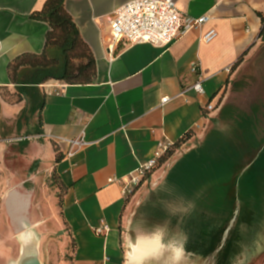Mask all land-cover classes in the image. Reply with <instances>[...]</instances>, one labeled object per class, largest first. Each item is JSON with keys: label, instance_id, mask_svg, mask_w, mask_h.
Listing matches in <instances>:
<instances>
[{"label": "crops", "instance_id": "obj_1", "mask_svg": "<svg viewBox=\"0 0 264 264\" xmlns=\"http://www.w3.org/2000/svg\"><path fill=\"white\" fill-rule=\"evenodd\" d=\"M130 1H65L95 60L92 84L48 80L19 87V83L32 81L35 72L22 67L13 78L8 69L20 56L43 54L49 25L30 15L41 11L46 0H0V88L21 98L17 103L0 99V138L7 131L26 133L30 128L32 133L26 134L35 139L20 145L31 150L33 161L49 163L60 156L56 169L66 188L63 227L71 248L68 258L58 264H127L129 220L139 212L149 224L169 218L158 202L163 194L153 192L163 181L174 187L175 196L195 202L180 228L187 232L186 227H191L199 236L187 240L179 261L165 251L161 264L228 263L235 241L232 229L240 212L236 189L241 195L240 186L232 182H244L245 208H251L256 220H264V158L260 152L264 151V137L260 138L264 98L252 97L245 103V94L238 93L249 78L264 77V59L260 58L264 0H176L184 16H208L209 21L168 47L119 45L111 51L107 17ZM210 29L217 31V37L201 43ZM50 52L59 53L54 48ZM195 65L198 70L193 74ZM199 79L204 95L184 92ZM165 97L170 101L162 104ZM209 103L216 107L214 111L206 110ZM187 136L163 167L152 170L132 196L124 195L123 185L141 165L164 145H174ZM81 140L86 145L69 157V143ZM6 153V145L0 143V226L6 230L0 231L2 264L11 263L16 238L26 224L34 228L42 219L34 210L31 192L22 188L7 191V181L1 178ZM8 173L14 176L11 170ZM234 213V226L222 244L224 233L220 241V228L213 221L223 217L225 232ZM101 221L108 226L102 237L95 234ZM208 231L215 233L209 240L201 238L200 233ZM187 248L206 251L189 252Z\"/></svg>", "mask_w": 264, "mask_h": 264}, {"label": "rangeland", "instance_id": "obj_2", "mask_svg": "<svg viewBox=\"0 0 264 264\" xmlns=\"http://www.w3.org/2000/svg\"><path fill=\"white\" fill-rule=\"evenodd\" d=\"M260 58L264 59V48L262 51V57ZM12 93L13 92H11L10 89L1 87L0 99L7 103H14L17 101V97ZM238 93L245 94V103L248 102L252 97L257 96L259 98H264V77L255 76L253 78H249L246 85L243 84L242 86H240ZM30 126L31 125H28V127ZM25 132L32 133L30 128H28ZM26 133L20 132V130H18L17 133L13 131H7L5 132V135H2V137L0 138V143H4L7 147V153L3 164V166L5 167L1 174V178L3 181H7L5 185L7 191L22 188L25 191L32 193L34 210H36V212H39L40 217L42 219L41 221H37L34 228L30 227L29 224L26 222L27 226H25L24 232L28 231L29 229L34 232L36 244L38 245L39 249V260H41L42 264H58L62 260H66L68 258V251L71 248V245L68 248L67 243L65 242L64 234L66 232V229L63 227L62 205L66 188L62 184L61 179L59 178V175L57 173L55 159L51 160V162L49 163L43 161H33L29 152L31 150L29 148H26V146L21 147V141H32L35 139L31 138V136ZM262 137H264L263 132L260 133V138ZM260 152L263 159V149ZM9 170L13 172L14 176L8 173ZM233 184L236 185V187L240 186L241 195H239V190L236 189V210L240 209V212L236 220L237 222L235 223V226L232 229L231 237H233L235 241L233 240L234 246L230 250L232 251L230 252L231 257H233L234 254L240 252L239 242L248 240L252 237L253 226L260 222H264V220L262 219H260V221L255 219V213L251 211V208H245L244 202L246 199L243 197L244 182H232V185ZM217 218L218 219L213 222H216V226L220 228L217 233L218 237H220L219 240L221 241V235L224 233L222 228H225L227 225L225 226L222 223L224 222L223 217L220 218V216H218ZM175 219L176 218H171V225L173 228L176 227ZM241 225H247L249 227V230L242 232ZM203 227L205 228V225H203ZM190 228L191 227H186L187 232L185 233L188 236V241H193L198 238L199 233L195 234L193 232V228H191V231ZM0 231H2V233H5L6 230L4 226H0ZM213 233H215V231L203 232L200 233V236L201 238L204 237L209 240L210 237L213 236ZM15 242L17 249L13 253L14 257L10 259V264H18V260L22 252L23 245L20 242L19 235L17 236ZM215 248L216 247H214L212 251L210 250L211 253L209 254H212ZM201 250L202 252L206 251V249L204 250L202 248H187V251L189 252L195 251L198 253ZM165 253L169 254L174 261L173 254L171 252L168 253V251H166ZM0 264H2L1 259ZM195 264H197V262H195ZM223 264H230V262ZM250 264H264V252L253 255L250 260Z\"/></svg>", "mask_w": 264, "mask_h": 264}, {"label": "built area", "instance_id": "obj_3", "mask_svg": "<svg viewBox=\"0 0 264 264\" xmlns=\"http://www.w3.org/2000/svg\"><path fill=\"white\" fill-rule=\"evenodd\" d=\"M108 24L111 34V51L116 46H127L149 44L154 47H168L174 44L179 38L189 33L192 29H198L209 21V17L195 19L184 16L177 7L176 0H133L126 3L109 14ZM217 37V31L210 29L200 38L201 43H210ZM197 65L191 68V73L196 74ZM194 91L199 95H204L202 79L196 81L184 92ZM170 101L168 97L162 99V104ZM215 106L209 103L206 110H215ZM201 126L196 125V130H201ZM86 143L73 141L69 143L67 155L73 156L75 152L85 146ZM166 144L154 155L147 164L141 165L132 175L128 182L123 185L125 196H132L133 192L147 178V174L154 170L159 163L163 153L169 148ZM114 182V181H110ZM108 232V226L101 221L100 227L95 229V234L102 237Z\"/></svg>", "mask_w": 264, "mask_h": 264}, {"label": "trees", "instance_id": "obj_4", "mask_svg": "<svg viewBox=\"0 0 264 264\" xmlns=\"http://www.w3.org/2000/svg\"><path fill=\"white\" fill-rule=\"evenodd\" d=\"M65 1L46 0L41 11L30 15V18L34 20L47 23L49 31L46 34L45 50L41 56L23 55L10 64L8 70L13 78L18 75L22 67H28L36 74L35 78L29 83H19L21 85L19 87L44 84L48 80H55L69 85L92 84L94 81L97 67H95L92 51L80 35L74 20L68 14ZM51 48L56 49L59 52L58 55H53L50 52ZM241 60L242 58L239 59V63L235 65V68L239 66ZM19 90L22 94L21 88ZM16 97L17 103L21 98L19 94ZM187 139L188 136L176 144L170 145L159 159L156 168L163 167V164L174 156ZM59 157L56 158V162H59Z\"/></svg>", "mask_w": 264, "mask_h": 264}, {"label": "clouds", "instance_id": "obj_5", "mask_svg": "<svg viewBox=\"0 0 264 264\" xmlns=\"http://www.w3.org/2000/svg\"><path fill=\"white\" fill-rule=\"evenodd\" d=\"M153 192L157 196L163 194L158 202L169 218L162 223L149 224L147 216L139 212L129 220L128 250L138 257L132 264H153L155 258L165 251L171 252L174 259L179 261L188 240L187 234L180 228V223L184 216L195 209V202L175 196L174 187L166 181L155 185ZM146 203L147 201L144 205ZM173 217L178 218L175 228L171 225ZM248 230L247 225H241L242 232ZM252 232L250 239L239 242L240 252L230 257V264H250L253 255L264 252V222L253 226ZM22 235H34V232H25Z\"/></svg>", "mask_w": 264, "mask_h": 264}, {"label": "water", "instance_id": "obj_6", "mask_svg": "<svg viewBox=\"0 0 264 264\" xmlns=\"http://www.w3.org/2000/svg\"><path fill=\"white\" fill-rule=\"evenodd\" d=\"M237 213L234 215L233 219L231 220L228 229L224 232L223 234V240H222V244H225L226 241L228 240V236H229V232L232 229V227L234 226L235 223V217H236ZM29 233H32V230L29 229L28 231ZM25 233V232H23ZM20 242L23 245L22 247V252L20 255V258L18 260V264H42L41 260H39V249H38V245L36 244V239L34 235H20ZM222 247H220L218 249V251L221 249ZM163 253H161L160 255H158L155 260L153 261V264H161L162 263V259H163ZM128 256H135V253L129 252ZM129 258L127 260V264H129ZM172 262V263H171ZM171 264H175L173 263V261H171ZM168 264V263H166Z\"/></svg>", "mask_w": 264, "mask_h": 264}, {"label": "bare ground", "instance_id": "obj_7", "mask_svg": "<svg viewBox=\"0 0 264 264\" xmlns=\"http://www.w3.org/2000/svg\"><path fill=\"white\" fill-rule=\"evenodd\" d=\"M128 257H130V258H129V264H132V261H133V260L138 259V257L136 256V254H135L134 257H133V256H128Z\"/></svg>", "mask_w": 264, "mask_h": 264}]
</instances>
